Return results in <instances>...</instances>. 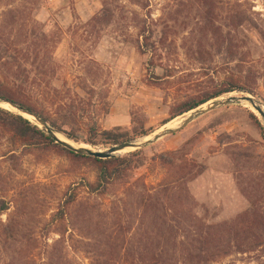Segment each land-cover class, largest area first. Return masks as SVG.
Returning <instances> with one entry per match:
<instances>
[{
  "label": "rangeland",
  "instance_id": "rangeland-1",
  "mask_svg": "<svg viewBox=\"0 0 264 264\" xmlns=\"http://www.w3.org/2000/svg\"><path fill=\"white\" fill-rule=\"evenodd\" d=\"M0 38L9 44L0 75L18 67L7 57L26 55L22 86L75 130L77 144L58 135L74 147L107 148L83 143L91 128L136 135L173 128L191 114L170 119L174 106L231 76L264 109V0H0ZM35 54L47 59L46 75L37 73ZM139 151L128 183L89 194L90 162L24 148L0 133V201L8 208L0 235L15 231L0 239V264H151V252L162 249L160 261L186 264L200 231L242 215L247 227L254 219L264 225V120L246 103L217 108ZM178 151L183 159L168 155ZM161 155L168 164L152 161ZM175 178L186 197L172 190L165 215L140 213L141 186L153 193ZM71 196L88 207V222L72 221ZM255 243L244 253L214 250L205 264H264V238Z\"/></svg>",
  "mask_w": 264,
  "mask_h": 264
},
{
  "label": "trees",
  "instance_id": "trees-1",
  "mask_svg": "<svg viewBox=\"0 0 264 264\" xmlns=\"http://www.w3.org/2000/svg\"><path fill=\"white\" fill-rule=\"evenodd\" d=\"M7 45L9 44L0 38V61L3 59V55H6L7 53ZM7 59L8 61L13 62V64L16 63L18 67L16 68V72L12 73L4 71L0 75V99L13 103L16 106L33 113L35 116L45 121L50 128L63 134L67 139L73 142H79L73 128H69L64 122L52 118L48 113H46L42 106L33 101V99L26 93V88L22 86L25 74L24 70L21 69L19 62H27L29 58L26 55H17L14 57H7ZM42 60L44 59H38V56L35 54L33 56L32 63L33 65L36 64L37 73L39 75H46L43 68L46 66L48 61L47 59H45V61ZM24 83L25 82H23V84ZM238 83L239 82L231 76L219 85L213 86L211 90L196 97L188 98L171 109L170 119L180 117L210 100L235 91L245 90L249 94L254 95L253 90H251L249 86L244 85L241 87ZM251 117L254 120L256 119L252 115ZM89 131L88 138L83 142L84 144H88L93 147L103 145L107 148L124 142L133 141L150 133H140L139 135H136L134 130L131 132H120L118 129L97 131L94 128H91ZM0 133L3 135H9L14 143H18L24 148H33L40 151L57 150L69 158L82 159L90 162L94 166L96 174L94 182L86 186V190L89 194H104L108 191V189L120 184L122 181H125L124 184L128 183L129 172L141 165L139 158L140 151L131 152L127 154L125 158L113 157L107 160H99L92 157L76 155L60 145L55 144L42 130L28 122L27 119L25 120L24 117L22 118L3 109H0ZM168 155L178 157L179 159H183L185 157L182 152L179 151L169 153ZM152 161L158 162L160 165L168 164L166 155H161L152 159ZM201 172L202 168L192 176L189 174V176H187L188 180H193L195 176L199 175ZM182 180L183 179L175 178L171 183L167 184L164 182V184L160 185L153 193H145L143 190L144 186L142 185L140 188L142 191L137 195L136 199V204L140 213L165 215L167 202L170 198L172 190H175L179 201L182 199L180 193L186 197V190L182 185ZM126 206L127 204L124 205L122 203L121 208L118 209L123 212L126 210ZM65 207H69V209L71 208L73 211V222L78 219H82L83 223L90 220V217H88L89 212H87L88 207L84 203H76L74 196H71L65 202ZM112 208L114 209V207ZM7 210L8 208L4 205L3 201H0V214ZM245 223L246 218L242 215L232 223L216 226L208 232L200 231V247L196 250V255L187 252L185 261L186 264H205L210 261L208 255L214 253V250H220L224 254H229L232 250L244 253L246 244L250 245V243H255L261 238H264V225H260L258 220H252L250 227H247V223ZM244 229L246 233L244 232ZM169 234L171 238L174 237V232L169 231ZM250 235L253 236L252 240L247 238ZM163 236L164 234L162 233V237ZM230 236H232V238H230ZM2 238L5 239V241L14 239V229L5 227L0 235V239ZM224 238L230 239L226 242L228 243L227 245L221 243ZM230 243L233 244L230 245ZM255 245H257V243H255ZM13 253L17 255L21 252L18 250V253L15 251H13ZM151 253L154 256L151 264H165L159 260L164 254L163 249L157 251L154 250ZM48 259L51 261L52 254L48 255ZM11 262H13V258Z\"/></svg>",
  "mask_w": 264,
  "mask_h": 264
},
{
  "label": "water",
  "instance_id": "water-1",
  "mask_svg": "<svg viewBox=\"0 0 264 264\" xmlns=\"http://www.w3.org/2000/svg\"><path fill=\"white\" fill-rule=\"evenodd\" d=\"M243 94H244V96H242L240 98H227L224 100H218V99L210 100V101L200 105L196 109L190 111V113H191L190 116L188 118H186L185 120H183L181 124H179L173 128H166V126H167V124H166V125H163V127H161L156 132H154L150 135H147V136L143 137L142 139H138V140H134V141H130V142H124V143H121L118 145L108 147L104 150H98V149L93 150L89 147L88 148L74 147V146H72V145H70L64 141L59 140L58 135L63 137L68 142H72L74 144H77V143L67 139L65 136L61 135L60 133L56 132L52 128H50L45 121L38 118L33 113H31L27 110H24V109L16 106L15 104L8 102V101L0 99V109H3L2 106L6 105L8 107V109H3V110H6L10 113H14L20 117H22V115L29 116L32 120H30V121L27 120L28 122L35 125L38 129L42 130L55 144L60 145L61 147L73 152L76 155L92 157V158H96L99 160H107V159H111V158L119 155V153H122L124 151H129V150H131V152L139 151V150L155 143L156 141H158L159 139H161L163 137L171 136V135L179 132L181 129H183L186 125L191 123L196 118L203 116V115H205V114H207L213 110H216L217 108L227 106L229 104H244V103H246L247 105L251 106L256 111V113L258 114V116H260V118L262 120H264V109H262V106L260 105L259 101L256 100L252 95H250L248 93H243ZM204 105H206V106L203 107ZM126 153H130V152H126Z\"/></svg>",
  "mask_w": 264,
  "mask_h": 264
},
{
  "label": "bare ground",
  "instance_id": "bare-ground-1",
  "mask_svg": "<svg viewBox=\"0 0 264 264\" xmlns=\"http://www.w3.org/2000/svg\"><path fill=\"white\" fill-rule=\"evenodd\" d=\"M3 108H5V109H8V107L6 106V105H4V106H2Z\"/></svg>",
  "mask_w": 264,
  "mask_h": 264
}]
</instances>
